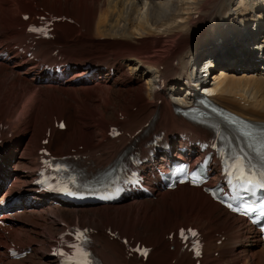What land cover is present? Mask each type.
<instances>
[{
	"label": "bare ground",
	"instance_id": "obj_1",
	"mask_svg": "<svg viewBox=\"0 0 264 264\" xmlns=\"http://www.w3.org/2000/svg\"><path fill=\"white\" fill-rule=\"evenodd\" d=\"M167 5L166 10H162L163 6L154 0H0V29L7 41L24 37L23 30L13 26L24 28L26 22L20 16L35 6L44 7L57 16L70 17L72 23L64 21L56 25L52 40L38 42L36 53L48 58L51 49L61 43L60 56L72 59L75 64L70 77L60 80L45 76L36 65L20 59L17 53L12 52L0 60V122L10 120L14 129L1 143L0 186L5 183L7 186L0 202L9 195L18 200L16 208L0 204L1 229H9L10 239L21 249L30 250L20 260L4 258L3 264L52 263L48 252L44 253L37 243L40 240L38 225L21 222L26 213L50 216L45 226L48 239L51 232L60 230L59 222L67 223L66 218L70 216H74V222L87 221L102 228L103 231L93 235L96 243L93 252L103 264H153V261L154 264H193L192 254L179 253L177 243L166 238L171 231L191 224L207 230L203 263L264 264V244L257 234L241 217L229 214L199 188L181 185L174 191L162 192L155 200L134 199L113 206L75 207L52 205L33 194L34 189L29 184V167L35 163L36 151L48 127L52 139L46 146L53 154L64 155L68 149L81 145L93 171L109 169L131 136L136 131L142 133L147 123H153L151 131L159 128L168 132L190 130L198 137L206 136V132L195 129L174 113L175 107L193 101L176 82V75L187 71V59L193 49L209 51L210 57L218 59L219 76H210L213 83L205 79L203 84L213 95L212 99L255 124L264 125V36L262 40L251 39L249 47L244 44L237 48L232 43L238 45L240 38H231L237 26L235 21H246L247 11L252 16L250 22L261 24L264 0H170ZM206 18L214 19L220 27H211L212 32H208V27L202 25L197 32ZM192 35L195 40L191 43ZM172 38L180 39L176 48L158 55ZM232 57L234 60L229 63ZM175 60L179 64H174ZM88 61H99L98 66L107 68L75 80L88 71L83 66ZM207 64L212 66L213 63ZM111 66H114L112 72ZM225 69L238 70L241 74L231 76L234 73L227 74ZM244 89L254 91V101L245 99ZM119 112L124 119L118 118ZM60 119L64 122L63 131L54 129V121ZM18 124L20 128H16ZM111 124L121 125L130 135L122 137L120 142L107 138L105 133ZM10 163L14 165L13 171L8 168ZM159 205L171 212L160 219L149 220L158 212ZM19 208L20 211L15 210ZM110 224L120 228L121 237L134 236L136 241L140 239L154 246L146 262L123 255L121 241L104 232ZM222 237L221 244L217 245ZM84 248L78 249L80 259L85 258ZM3 249L0 242V254ZM215 251L218 257L212 254ZM90 262L87 260L88 264Z\"/></svg>",
	"mask_w": 264,
	"mask_h": 264
},
{
	"label": "rangeland",
	"instance_id": "obj_2",
	"mask_svg": "<svg viewBox=\"0 0 264 264\" xmlns=\"http://www.w3.org/2000/svg\"><path fill=\"white\" fill-rule=\"evenodd\" d=\"M233 2H238V0L236 1V0H232ZM240 1V0H239ZM154 2L157 4V5H159V6H163V8H162V10H166V8H164L165 6H168L167 4H168V2H170V0H154ZM33 4V3H32ZM209 19L210 18H206V20H204L203 22H201L200 24H199V26L197 27V32H199V30H200V28L202 27V25H203V28L204 27H208L207 25L209 24L208 23V21H209ZM206 21V22H205ZM204 23V24H203ZM261 29H262V27H261ZM260 29V30H261ZM204 31V30H203ZM263 31H264V28H263ZM203 33V32H202ZM262 34H263V32H262ZM261 34V36H264V34L262 35ZM201 35V34H200ZM200 35H198V38H200ZM263 38V37H262ZM174 39L175 38H172L171 40H169V42H167L166 44V47H164V49H163V51H160V52H158V55H160V56H163L164 55V53L166 52H168L167 51V49H169V52L171 51V50H173L174 49V47L178 44H176V45H172L171 46V44H174L176 41H178L179 42V40L180 39H178V38H176L175 39V41H174ZM189 39H191V43H192V41L194 42V36L192 35V36H190L189 37ZM5 40H7V39H4V41ZM262 40V39H261ZM172 41V42H171ZM161 52H163V53H161ZM168 52V53H169ZM165 53V54H166ZM259 67H260V65H259ZM219 70H221L220 68H217V70H214L212 73V76L214 77L215 75H216V77L217 76H219V74H220V72H218ZM218 72V73H217ZM224 72H226L227 74H231L232 72L234 73V74H231V76L232 75H234V76H238V75H240L241 73L240 72H238V70H236V71H232L231 72V70H224ZM123 82H125L124 81V79L122 80ZM207 82H209V84H212L213 83V80H212V77H210V81H209V78L207 79ZM254 92V91H253ZM252 90L250 91L249 89L248 90H246V89H244V91H243V93L242 94H244L243 96L245 97V99H250V100H248V101H250V102H252V101H254V98H253V96H252ZM17 127L18 128H20V126H18L17 125ZM86 153V152H85ZM12 166H14L13 164H11V165H9L8 166V168H10V171H13V167ZM3 188H5L6 189V185H4V187ZM3 188H1V189H3ZM1 197V196H0ZM26 199V198H25ZM25 199H24V201H25ZM32 204V203H31ZM38 205H39V203H38ZM40 207V206H39ZM157 209V213H155L154 215H152L150 218H149V220H152V219H156L157 217L160 219V217H162V216H164V215H167V214H169L170 212H171V210L170 209H166V208H164V207H161L160 205L156 208ZM38 210V209H37ZM169 212V213H168ZM26 215V216H25ZM30 215V216H29ZM34 216V214H28L27 215V213L26 214H24V216L25 217H21V219H23V221H21V222H23L24 224H26V225H31V224H33L34 226H36V225H38V228H39V230H38V234H39V242L37 241V243H38V245L40 246V248H41V250L44 252V253H46V250H47V247H46V241L48 240V235H47V228L45 229V226H46V224H48V221H49V218H50V216L48 215V214H42V215H40V216H37L36 217V214H35V218L33 217ZM45 216V217H44ZM40 218H42L41 220H40ZM56 219V218H55ZM67 219V221L68 222H74V216H70L69 218H66ZM72 219V220H71ZM57 220V219H56ZM41 221V222H40ZM45 221V222H44ZM39 223L41 224V225H39ZM80 223H82V222H80ZM163 224H165V222H163ZM37 228V229H38ZM40 231V232H39ZM121 231V230H120ZM207 231V230H206ZM53 233V232H52ZM52 233H51V235H52ZM121 233H122V231H121ZM41 236V237H40ZM0 241H2L1 239H0ZM141 241V240H140ZM47 252H48V250H47ZM214 254V253H213ZM215 255V254H214ZM154 262L155 261H153L152 263L154 264ZM208 264H210L209 262H208Z\"/></svg>",
	"mask_w": 264,
	"mask_h": 264
},
{
	"label": "snow or ice",
	"instance_id": "obj_3",
	"mask_svg": "<svg viewBox=\"0 0 264 264\" xmlns=\"http://www.w3.org/2000/svg\"><path fill=\"white\" fill-rule=\"evenodd\" d=\"M29 30L34 31L35 29H29ZM260 186L264 187V174H262V182H261ZM261 214L264 215V212H262ZM181 234L183 235V232ZM73 247H76V246L73 245ZM78 264H87V261H86V259H82L81 261H78Z\"/></svg>",
	"mask_w": 264,
	"mask_h": 264
}]
</instances>
